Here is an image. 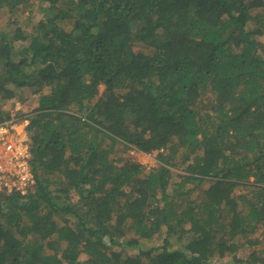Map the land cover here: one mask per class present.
Returning <instances> with one entry per match:
<instances>
[{
    "label": "trees",
    "instance_id": "16d2710c",
    "mask_svg": "<svg viewBox=\"0 0 264 264\" xmlns=\"http://www.w3.org/2000/svg\"><path fill=\"white\" fill-rule=\"evenodd\" d=\"M3 11L0 101H38L34 182L0 193V264H264V0Z\"/></svg>",
    "mask_w": 264,
    "mask_h": 264
},
{
    "label": "built area",
    "instance_id": "2783aa9c",
    "mask_svg": "<svg viewBox=\"0 0 264 264\" xmlns=\"http://www.w3.org/2000/svg\"><path fill=\"white\" fill-rule=\"evenodd\" d=\"M18 109V104L15 103ZM26 115H11L0 122V193L25 195L34 182ZM131 155H140L131 149Z\"/></svg>",
    "mask_w": 264,
    "mask_h": 264
},
{
    "label": "rangeland",
    "instance_id": "374dc122",
    "mask_svg": "<svg viewBox=\"0 0 264 264\" xmlns=\"http://www.w3.org/2000/svg\"><path fill=\"white\" fill-rule=\"evenodd\" d=\"M35 16L38 17L36 13H35ZM12 21L13 19H11L7 13H5L4 11L0 13V30L3 31V30L12 28L11 26ZM17 21H18V25H20L21 27H25L29 23L34 24L36 22V18H31V16H29L28 11H24V13H22L21 15L17 17ZM103 91H104V87L103 86L99 87V93L101 94L103 93ZM24 92H25L24 102H20L19 100H11V101H8L7 103L0 101V110L3 112V117H10L11 115L21 116V115L31 114V112L37 106L38 98L35 95H31L27 97L26 90ZM45 92H47V90H45ZM15 103L18 104L17 110H16L17 106L15 105ZM128 156H129L128 157L129 159L139 163L144 168L145 171L155 167L157 164V154L156 153H153L151 155H147V154L131 155L129 153ZM171 171L178 172V173L180 172L176 169H171ZM251 237L261 240L262 239V228L256 229L255 232L252 233ZM173 244H176V242L173 241ZM151 245H154V243L145 244L146 247L151 246ZM241 255L242 254H238L239 257H241ZM230 263L231 261L229 259H224V260H221L218 264H230Z\"/></svg>",
    "mask_w": 264,
    "mask_h": 264
}]
</instances>
